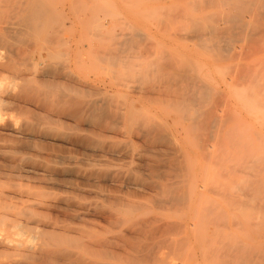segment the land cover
Instances as JSON below:
<instances>
[{
    "label": "bare ground",
    "instance_id": "bare-ground-1",
    "mask_svg": "<svg viewBox=\"0 0 264 264\" xmlns=\"http://www.w3.org/2000/svg\"><path fill=\"white\" fill-rule=\"evenodd\" d=\"M53 1L0 0V248L33 244L17 256L27 264H205L210 254L217 264H264L262 179V195L244 205L254 216L230 224L240 204L229 183L226 90L189 59L140 48L136 30L104 43L84 35L79 15L75 34H62L75 3L57 13ZM205 1L164 16L183 21L185 40L219 55L215 64L239 38L245 53L229 61L264 52V0ZM212 3L226 8L219 18L206 12ZM256 74L241 67L232 78L248 114L264 110ZM230 232L236 240L212 247Z\"/></svg>",
    "mask_w": 264,
    "mask_h": 264
},
{
    "label": "rangeland",
    "instance_id": "rangeland-1",
    "mask_svg": "<svg viewBox=\"0 0 264 264\" xmlns=\"http://www.w3.org/2000/svg\"><path fill=\"white\" fill-rule=\"evenodd\" d=\"M68 1H70V0H54L53 1L56 5H58V6H56V7H58V9L55 8L58 10V11L56 10L57 13L60 12L59 10H61V8L63 6H65ZM86 1L85 0H75V1L73 0V2L71 4L75 3V6H73V7H66L65 6L66 8H64V9L70 8V10H68L69 18L64 19L63 20L64 22L61 21L62 24L59 26L62 34H67V35H74L75 34V30L77 29V26L79 25L78 24L79 22L76 21V19L79 17V15L81 17L85 15L84 17L86 19V23L84 26V31H85L84 35H87L86 37L91 38V39L95 38L96 35H98L100 37L102 36V37H104V39H103L104 43H107L108 39H110L112 37H116L117 33H120V34L124 33V32L133 33L136 30L138 35L139 34L142 35V38L140 37V39L141 40L143 39V41L140 40V42H141L140 43L141 46L139 44L140 48H142V46H143V48H145L146 44L149 45L146 48H150V50H151V48L153 47L154 48V49H152L153 51H159L160 49L163 48L164 51H166V52H168L174 56V60L176 63H180V64L183 61H185L186 59H189V63L192 67L197 68V69L205 72L206 74L210 75L212 77V79L214 80V82H216V84L220 87V89L221 90L225 89L226 92L229 94L230 103H229L228 114H227V116L230 117V123L228 126V130L230 131V139L228 142L229 151H230L229 158H228L229 173H230L229 183H230V191H231L232 195L233 196L236 195L235 197H233V196L232 197L238 202V204H240V205L237 204L238 206L234 205V208H236V210L232 211V209H234V208L233 207L231 208V211L232 212L235 211L236 215L234 213H230L233 217L235 215L234 219L230 215L231 216L230 219L232 220V221H230V224H233V222L235 224V222H238L239 220H240L239 222H241V221L243 222V219H245L244 223H246V221H249V219L254 216V212L252 210L248 211L251 209L248 206V205H250L249 200L252 197H254L255 194L259 196V194L261 193V195H262V192L264 191V189H263L264 187L262 188L263 191H262V189H260L263 186L261 184H264V182H263L264 181V166H263L264 165V110L257 108V109H255L257 112L253 111L254 113L248 114L251 111L250 112H249V110L247 111V106H248L246 104V103H248L247 95L245 93H243L244 91L240 87H237L232 83V78L237 74L238 70L241 69V67H246L249 70V72H251V71L255 72V73L257 72V74H256L257 77L262 76V78H263L264 77V52L261 53L260 55H252L249 58L247 57L246 60L242 59L239 62V64H237L236 62H233V61H229L230 59H228L229 58L228 55L230 56L233 53L234 54H237V53H243L244 54L245 53V51H244L245 48H242V47L246 46V44L245 43L243 44L244 41L241 38H239V39L235 40V42L238 44H236L234 42V40L230 43H225V45L223 44L224 50L222 49V52L225 54L226 59H228V60L225 59V60H222V61L218 62L217 64H215V62L212 59L215 56L219 57V55L205 53L207 51L205 49H202L203 47L202 48L199 47L200 46L199 42L197 41L198 42V44H197V42L195 40H193L194 37L189 33L186 34V37H188V38H187V40H185V35L183 33V30H185V27H184L185 23L183 21H177L180 19L174 20L172 18H167L166 16H164V13L168 12L169 6L170 7L176 6V7H174L175 11H182L183 9H185L189 6L188 4H194L195 0L194 1L193 0L192 1H189V0L188 1L187 0L186 1L185 0H179L178 1L177 0L179 2L178 4H175L176 0L175 1L165 0L164 3H161L162 0H160V1L155 0L156 2H154L153 0L151 1L154 3L159 2L158 5L154 4V3H152V5H151V2H149V0H95V1L94 0H86ZM198 1L199 0H197L195 3H198ZM204 1L205 0H200L197 5L204 4L203 3ZM207 1L209 3L211 0H206L205 2H207ZM129 2L131 3V5H129L130 4ZM139 2L140 3L142 2V3L139 4ZM170 2H172V3H170ZM200 2H202V3H200ZM169 3H170V5H169ZM180 3H183L185 8H183L184 7L183 4L180 5ZM126 4L128 6H126ZM135 5H138V6L141 5V6L139 8L134 7V9H135L134 10L133 6H135ZM220 6H219V4H213L212 3L211 6H209L206 9V12L208 14L213 13L212 15H215L217 18H219L220 14L224 11V9H226V8H224V6H222L223 9H221ZM170 7H169V10H170ZM177 7H178V9H176ZM263 8H264V6H263ZM136 9H139V10H136ZM212 9H214V12ZM173 11L174 10L172 9L171 12H173ZM220 11H222V12L220 13ZM147 12H149V13L155 12V13L150 15V14H146ZM92 13H94V14L92 15ZM138 13L140 15H138ZM216 13L217 14L219 13L218 14L219 16H217ZM90 16H92V17H90ZM155 16H156V19H155ZM140 17H142V18H140ZM152 17H153V19H151ZM160 17H161V19H160ZM162 17H164V18L162 19ZM121 18H123L124 20ZM157 19H159V20H157ZM166 19H169V20H166ZM170 19H172V21ZM164 22L169 23V24H165ZM175 28H177V29H175ZM181 29H182V31H181ZM177 31H178V34L176 33ZM174 32H175L174 35L177 38L174 37V35H173ZM180 32L183 33L184 37L182 36V33H180ZM179 33L181 36L179 35ZM176 34L179 35L180 38ZM188 34H189V36H188ZM189 37L192 41L189 39ZM240 40L242 41V43L239 42ZM239 43L243 44V45H240ZM143 44L145 45V47ZM234 44H235V46H234ZM226 46H227V48H226ZM229 47H230V49H228ZM231 47H233V49ZM41 48H42L41 44L40 45L39 44H33L31 46L30 52L34 53V54H37L39 52L44 53ZM67 48H65L61 51L64 58H68V56H67L68 52L71 53V51H72L71 46H68ZM226 51H227V53H225ZM255 54H258V53H255ZM247 66H249V68ZM259 79H260V77H259ZM263 80H264V78L260 79L259 83H262V82L264 83ZM237 91L238 92L241 91L244 95H242L241 93L237 94ZM237 96H239L240 101L242 100V101L246 102L245 103L246 105H244V102H239V99L237 98ZM257 161H258V163H257ZM216 175H217V173H216ZM256 179L259 181L262 179V181H260L261 184ZM250 180L253 183H251V182L249 183ZM248 183L251 184L252 187H251V185L249 187ZM254 183L260 184V185H258V184H255V185L260 186V187H257V191L259 189L261 191L260 190H259V192L255 191L256 188L254 190H251V188L253 189L255 187V185H253ZM237 187H239V188L236 190ZM245 188H247V189H245ZM238 190H240V193H237ZM251 194H254V195H251ZM236 197H239V198H236ZM247 198H248V200L246 201ZM247 202H248V204H247ZM244 205L248 206L250 209L248 207H245ZM241 207L245 211L243 209H241ZM241 212H242V214H241ZM246 213L247 214L249 213L250 215L248 214L249 215L248 216ZM243 214H244V216H243ZM242 216H243V219H241ZM247 216H248V218H247ZM236 218H237V220H236ZM237 227L239 228V229L237 228V231L241 230V231H238V233H241L243 231L242 230L243 228L241 229L240 226H237ZM235 231H233L232 233H235ZM232 233L230 232V233H228L229 235L227 234L226 236H222L223 237L222 239L220 237L221 243H220L219 238H218L216 240V242L218 241V243L213 244L214 246H212V247L214 248L216 246L224 245L226 243L224 241V239H227V238H229V239H227L228 242L230 240L231 242H229V243H232L234 240H236V238H234L233 241L230 239L233 237V236L231 237ZM238 233H236V234H238ZM236 237H237V239H238V237L240 238V234H239V236L237 235ZM222 242L224 244H222ZM218 244H221V245H218ZM28 245H25V246L17 245V246H20V248L17 246H12L10 248H6V247L0 248V252H2V251L5 252V253L2 252L3 254H0V264H8V263L17 264L18 262L25 264L27 261L21 260L18 257H19L20 253L22 254L21 251L24 250V247L25 248L26 247H30V248L33 247V244L32 245L28 244ZM6 252H7V255L5 256ZM17 252H19V253H17ZM11 253L13 256L12 257L13 261L9 259V258H11V255L8 256V254H11ZM14 253L16 256L14 255ZM210 255H211L210 257L212 259H210L207 255L206 256L207 262H205V264H207V263L213 264L214 263L213 261H215V260L213 258V254H210ZM7 256H8V259H6ZM20 258H21V256H20ZM208 258H209V260H208ZM22 259H24V258H22ZM206 259H205V261H206ZM203 261H204V259L200 260L199 261L200 263L198 262V264H201ZM208 261H210V262H208ZM177 262L179 264H181V261H176V262L174 261L172 263L178 264ZM116 264H125V263L117 261ZM191 264H195V263L192 262ZM215 264H217L216 261H215ZM218 264H220V263H218Z\"/></svg>",
    "mask_w": 264,
    "mask_h": 264
}]
</instances>
